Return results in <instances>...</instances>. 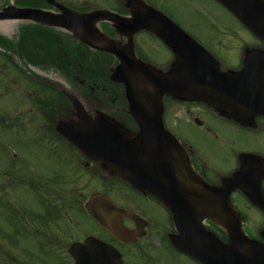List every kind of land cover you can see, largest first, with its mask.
Masks as SVG:
<instances>
[{"label":"water","instance_id":"1","mask_svg":"<svg viewBox=\"0 0 264 264\" xmlns=\"http://www.w3.org/2000/svg\"><path fill=\"white\" fill-rule=\"evenodd\" d=\"M223 1L257 35L264 38V1L248 10L231 2L233 0ZM47 2L59 11L18 8L11 3L0 11V22L24 20L60 28L92 49L113 54L119 64L112 72L111 80L124 85L129 112L139 125V131L128 137L102 116L97 122H92L86 110L75 103L78 122H60L58 132L87 157L101 161L113 174L138 190L153 194L171 208L202 207L204 204L212 209L218 206L214 203L215 198L225 197L226 202L220 204L226 208L225 215L216 212L212 219L225 227L230 235V244H223L210 234L201 241L190 236L185 244L180 245L181 248L204 264H264V245L244 234L241 223L231 214L228 205L230 194L236 188L245 187L251 192L253 201L264 209V192L259 187L264 178V164H258L251 158L245 163L243 171L223 187H209L192 171L183 147L165 128L162 119L165 95L194 98L221 107L219 102H226V107L229 106L225 107L226 112L231 111L233 116L238 115L237 112H247L246 118H253L257 113L264 114V69L256 65L257 57L260 63L264 61V56L253 52L245 71L223 75L199 44L164 14L152 8L146 12L136 11L133 17L125 18L108 10L83 13L56 0ZM136 3L140 6L139 0ZM103 21L111 22L119 33L130 36L129 42L123 46L108 37L98 26ZM143 29L157 30L178 56L177 64L169 74H160L135 56L132 36ZM135 80L136 84H143L139 91L134 88ZM235 103L241 106L231 110ZM86 209L116 237L124 239L127 236L122 221L130 214L117 208L106 195L93 194ZM109 249L108 244L90 237L84 243H74L70 253L75 264H91L90 255H107Z\"/></svg>","mask_w":264,"mask_h":264},{"label":"flooded vegetation","instance_id":"2","mask_svg":"<svg viewBox=\"0 0 264 264\" xmlns=\"http://www.w3.org/2000/svg\"><path fill=\"white\" fill-rule=\"evenodd\" d=\"M102 1L105 4L100 3L95 6L105 8L104 5H106L111 10L123 13H131L136 8V0ZM139 1L142 10L153 6L175 21L210 53L213 58L212 64H215L223 73L242 71L250 53L257 52L259 54L257 56H264V39L259 37L221 0H210V2L217 8L228 12L232 16V21H227L218 14L217 16L209 7L199 4L197 0H185L188 3L189 11L191 9L199 13H213L211 14L213 24H203L193 16L187 17L186 21H181L180 19L184 16L176 11L178 9L173 6L172 0H157L160 6L150 0ZM263 1L247 0L245 4H242V0H234L239 7L245 10ZM216 19H221L224 23H219ZM108 31L110 35L113 34L111 29L108 28ZM147 32L150 35L149 41L156 43V40L168 48L158 33ZM119 39L122 40L121 37ZM136 44L140 57L153 65L155 64L163 73H169L177 61V56L169 48L170 54L160 56L157 50L154 51V54L150 53L145 42H136ZM84 52L86 51L84 50ZM0 56L2 57L0 63L3 70L6 73L11 71L15 73L11 57ZM257 61L256 65L261 70L264 69V61L259 63V57H257ZM175 99L166 97L164 100L163 121L165 127L180 140L192 169L209 185L214 187L224 185L227 179L242 169L245 155L264 162L263 115L257 114L252 120L238 122L220 110L226 107V102L220 101L222 108H218L209 103ZM36 105L38 104H35L37 114L47 121L46 128L50 136H56L53 127L56 118L63 117L64 114L70 117L73 114H78V111L67 109L69 107L67 103H39V106ZM105 105L106 114L117 120L120 126L119 130H122L124 134L131 136L138 131L137 123L130 116L127 104L107 102ZM231 107H236V105ZM3 109L11 110L7 113L17 117V115H12V112L17 110L16 106L10 109L3 107ZM38 115L36 118L39 117ZM224 130H233L238 135L237 138H231L228 142L227 153L224 150L226 147V141L222 134ZM83 162L86 167H98L95 162L91 164L87 160ZM261 187L264 190V180L261 181ZM115 189L117 190L114 191ZM110 195L117 197V200L113 201L116 206L130 212V215L123 219V224L128 232L125 240L118 239L92 219L97 226L95 233L85 234L82 238L73 241L83 242L86 237L93 236L108 243L117 250L116 254L120 255L119 258L117 255L111 254L108 257L111 264L119 262L120 264H202L181 250L176 245V241H184L187 236H204L206 232H212L221 239L227 236L226 230L210 219V215L217 211L224 216L226 213L224 205L212 209L197 206L168 208L151 194L139 192L133 186L117 180L110 185ZM215 200L219 205L226 202L225 197ZM231 210L241 218L244 230L250 237L261 239L264 236V211L253 204L246 190L238 189L231 194ZM60 248L63 250V247ZM68 249L69 247L66 248L64 256L61 255L60 264H74ZM94 258L92 264H105L104 261H100V263L97 261L99 257L94 256Z\"/></svg>","mask_w":264,"mask_h":264},{"label":"rangeland","instance_id":"3","mask_svg":"<svg viewBox=\"0 0 264 264\" xmlns=\"http://www.w3.org/2000/svg\"><path fill=\"white\" fill-rule=\"evenodd\" d=\"M9 1L0 0V7ZM57 1L78 8H81V6L88 7L93 3L94 5L105 4L102 0ZM150 1L159 5L157 0ZM197 1L199 4L209 7L221 18L232 21V16L228 12L217 8L210 0ZM171 3L178 9L176 11L184 16L180 19L181 21H186L187 17L193 16L203 24H213L211 19L213 13H199L191 9L189 11L188 3L185 0H172ZM104 7L107 8L108 6L104 5ZM216 20L219 23H224L221 19ZM23 23V21H13V26L7 34L0 33L5 38L16 42ZM149 37L147 31H142L137 35L136 40L140 43L145 42L150 53L154 54V51L157 50L160 56L170 54L168 48L156 40V43L149 41ZM8 54L14 65L26 71L25 74L31 82L33 80L32 73L34 72L45 80L58 84L71 95L75 103L82 106L88 113L90 112L92 119H95L98 116L97 112L102 110L95 107L97 104L90 101L79 90V87L76 89V85L71 83L57 69L52 67L42 69L31 64L27 65L28 62L22 61L15 53L10 52ZM0 71V108L10 109L16 106L17 110L12 112V115H17L19 119L13 122L6 119L0 123V263L60 264L61 261L54 255L48 254V252L64 256V250L57 245L49 246V243L45 242V251H42V245L39 244L43 242V238L36 235L37 233L33 234L35 232L34 228L37 227L40 231L57 234L65 241L68 237V240L72 241L74 238H82L85 234L95 233L96 223L86 214L78 213L77 209H72L74 208L72 200L78 203L84 200V197L88 198L92 193H105L107 180L104 178H107V174L95 166L91 167L89 165L90 167L84 168L82 159L62 140L57 138L48 139L42 131H39V128H43L41 125H43L44 120L36 112L35 104L38 103L35 98L42 99L43 96L49 93L47 89H41L40 91L36 83L33 85L30 81H26L24 74L18 72L16 68H14L15 73L13 71L6 73L0 63ZM36 106H39V104ZM96 110L98 111L95 112ZM4 111L7 113L11 110ZM36 115L39 117L36 118ZM222 134L226 141L224 150L227 153L228 142L231 138H237L238 135L233 130H224ZM111 197L113 201L117 200V197ZM69 199H71V207L68 206L69 202L64 203L65 200ZM43 200L46 205L60 204V206L65 207L61 208L62 220H60L61 217L58 219L60 221L54 222H50V220L47 222L44 219L40 223L38 219L37 221L33 219L32 213L34 212L42 216L46 214L43 208ZM23 217H26L30 222L26 223L22 219ZM69 218L72 226L67 222ZM20 222L25 223L31 232L30 234L26 236L19 234V229L15 225H22L19 224ZM15 237L17 243L14 240Z\"/></svg>","mask_w":264,"mask_h":264},{"label":"trees","instance_id":"4","mask_svg":"<svg viewBox=\"0 0 264 264\" xmlns=\"http://www.w3.org/2000/svg\"><path fill=\"white\" fill-rule=\"evenodd\" d=\"M28 4L33 6H46L42 0H19V4ZM69 34L61 35L55 29L37 28L31 25H23L20 29V35L17 44L0 35V45L5 49L15 51L22 59L33 65H39L43 68L54 67L74 85H78V80L84 82L82 89L90 98L96 99L98 102H123L126 104L124 97V89L121 85L115 84L110 80V68L115 59L106 53L96 52L94 55L89 54V49L85 45L79 43L77 47L69 40ZM86 49L87 52H84ZM49 93L46 95L48 102H68L67 97L61 92L56 91L50 85L45 83ZM49 95V96H48ZM57 95V97H55ZM39 100V99H37ZM45 215L32 213L34 220L42 223L44 219L47 222L58 221L59 209L56 210L51 204L46 205L43 201ZM26 223L30 222L26 217L22 218ZM46 222V223H47ZM17 229L19 234L28 235L30 230L24 222H20ZM22 229V230H21ZM36 235H43L41 250L44 251L45 242H51L53 234L40 231L34 228ZM30 252V251H27ZM31 253V252H30Z\"/></svg>","mask_w":264,"mask_h":264},{"label":"bare ground","instance_id":"5","mask_svg":"<svg viewBox=\"0 0 264 264\" xmlns=\"http://www.w3.org/2000/svg\"><path fill=\"white\" fill-rule=\"evenodd\" d=\"M12 26H13V21L0 22V32L7 34V32L11 30ZM120 47L125 48L123 46H120ZM134 88L139 91L140 90L139 88H143V84L139 82H137L136 84V80H135ZM149 90L153 92L152 89H149Z\"/></svg>","mask_w":264,"mask_h":264}]
</instances>
